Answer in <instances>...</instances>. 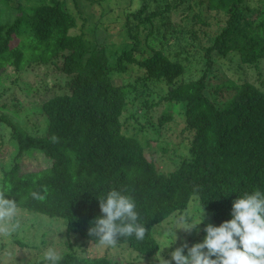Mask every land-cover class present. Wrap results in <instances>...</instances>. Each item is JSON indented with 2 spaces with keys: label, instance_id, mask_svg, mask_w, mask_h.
<instances>
[{
  "label": "trees",
  "instance_id": "16d2710c",
  "mask_svg": "<svg viewBox=\"0 0 264 264\" xmlns=\"http://www.w3.org/2000/svg\"><path fill=\"white\" fill-rule=\"evenodd\" d=\"M14 7L21 14L0 22V77L8 67L19 72L51 64L67 80V90L37 100V108L28 113L19 112L12 86L18 76L6 85L0 81V87L5 85L1 105L7 107L0 110V143L12 139L16 149L8 167H0V190L10 189L6 197L16 200L19 214L62 217L68 231L98 243L88 230L103 215L99 196L116 189L133 199L138 223L146 228L142 241L133 235L117 243L150 259L167 247L172 252L185 243L203 242L208 224L219 226L233 218L236 199L257 189L264 192V89L244 77L224 79L218 72L231 65L243 74L254 69L261 75L264 0H142L126 15L131 45L112 56L97 39L73 32L77 16L65 2L38 0ZM180 7L194 13L185 15L182 25L170 20ZM204 9L224 17L212 34L194 26L206 22ZM77 15L86 18L79 9ZM26 48L31 58L25 62ZM115 73L129 79L115 83ZM139 89L156 95L155 103L144 102L141 121L132 102ZM174 115L191 136L175 167L163 171L145 150L149 141L161 138ZM32 116L37 122L28 123ZM122 116L133 119L131 129H125ZM53 135L57 143L51 141ZM33 151L40 155L38 167L22 171L19 158ZM44 186L43 202L30 195L43 194ZM181 214L203 221L190 233L176 230ZM164 222L170 232L165 243L155 236ZM74 243L76 247L61 248L59 264H120L107 254H80L88 241L75 237Z\"/></svg>",
  "mask_w": 264,
  "mask_h": 264
},
{
  "label": "rangeland",
  "instance_id": "374dc122",
  "mask_svg": "<svg viewBox=\"0 0 264 264\" xmlns=\"http://www.w3.org/2000/svg\"><path fill=\"white\" fill-rule=\"evenodd\" d=\"M38 0H0V22L2 20H11L14 17L21 14L18 8L14 7L19 5L33 6ZM65 2V5L70 9L76 16L78 20V25L73 32L85 33L88 38H95L100 44H105L107 47V53L110 56L115 55L123 47L130 46V40L127 37L125 31L126 15L131 14L139 8L142 0H59ZM92 1V2H90ZM153 0H149L152 3ZM254 3V0H250ZM77 4L78 9L84 15V20H82L78 15V9L75 6ZM186 6V5H183ZM102 11V14H101ZM203 19L206 22H195L194 26L196 28H202L207 33H214L219 25L224 22V17L220 14L214 12H208L204 9ZM194 14L191 10L186 8H178L170 14V20L179 24H184L181 21L185 15ZM72 32V31H71ZM144 35V33H143ZM144 43L139 45V48H143ZM28 49V48H26ZM141 51V50H140ZM30 51L28 49L26 53V58L23 61H28ZM261 75H258V71L254 69H247V74L243 72L235 71L232 69L231 65L228 67H220L219 75L222 78L231 77L236 80L244 77L245 79L254 82L257 86L264 89V64L260 66L259 69ZM18 76L17 82L12 84L14 90L18 92L15 97L18 96V106L21 112L26 110L28 113L31 110L37 108V100L46 99L51 93H58L61 90H67L64 88L66 84V78L59 73L57 68L51 64H41L27 66L25 69L19 72H14L13 68L8 67L7 73L0 77L5 79L4 83L8 79ZM135 77V76H134ZM122 79H129L126 74L121 75L115 73L113 75V80L115 83L123 81ZM238 80V81H240ZM59 83L60 87L57 89L55 85ZM229 84V82H226ZM4 85V86H5ZM3 86V87H4ZM2 85L0 87V92H2ZM11 87V86H10ZM29 90L26 92V90ZM5 91V90H4ZM8 93L7 91H5ZM138 98L132 100L135 104L137 113L139 115V120L142 118V110L144 102L148 105L150 103H155L156 95L154 92H150L149 95L146 90H138ZM7 96H4V101H7ZM23 101V102H20ZM31 102H36L35 104ZM130 102V100H129ZM2 97H0V110L2 108H7L1 105ZM9 105V103H7ZM132 105V104H131ZM23 106L24 108H20ZM142 108V109H141ZM156 110V109H155ZM155 110L153 112H155ZM158 111H160L158 109ZM131 110L128 109L125 112V118L130 114ZM124 119V116L121 117ZM31 119V120H29ZM28 123L36 121V116L28 117ZM133 119H124L123 124L125 129H131L133 124ZM29 129V128H28ZM161 138L157 140H151L148 142V147L145 150V155L148 159L154 160L155 165L163 171H168L175 167L177 163V155L186 152L187 141L190 139L191 132L185 131L184 123L182 118L178 115H174V119L161 129ZM13 140H3L0 143V167L6 166V164L11 162L15 154V145ZM40 158L37 157V153L34 151L25 157H20L18 164L21 166L22 171L34 170L38 167L37 163ZM8 167V166H6ZM31 213V214H30ZM19 228L17 231L13 232L7 240L0 238V259L2 264H38L42 262L44 252L49 248H55L59 253L62 252L61 248L66 244V247L72 243L75 247L74 238L77 237L80 241L89 242L85 244V247L81 251L85 256H102L107 254L114 261L120 262V264H152L156 259L155 257L144 258L142 255L133 252L130 248L124 245H117L115 248H106L104 246H99L98 243H93L92 241L80 236L74 231H68L66 228V219L62 217H51L41 213L35 212H18ZM160 228L162 230L160 233L155 232L157 238H161L160 242L165 243L164 236L166 234L170 235V232L166 231L167 225L161 223ZM99 246V247H98ZM81 248V247H80ZM6 249L11 250L12 256L10 258L4 257V252ZM168 249V247H167ZM160 251L161 256L165 260H171V251L169 250ZM107 251V252H106ZM158 264L157 261H155ZM42 264V263H41ZM174 264V263H173Z\"/></svg>",
  "mask_w": 264,
  "mask_h": 264
},
{
  "label": "clouds",
  "instance_id": "9594fccd",
  "mask_svg": "<svg viewBox=\"0 0 264 264\" xmlns=\"http://www.w3.org/2000/svg\"><path fill=\"white\" fill-rule=\"evenodd\" d=\"M51 141L57 143L59 138L53 135ZM6 191L10 189L0 190V238L5 241L19 228L17 202L7 198ZM47 193L48 188L44 186L43 194L33 191L30 195L43 202ZM99 204L103 215L96 218L88 230L90 236L97 238L99 245L115 248L118 238L133 235L137 240L144 239L146 228L138 223L139 213L130 196L111 189L106 197L99 196ZM231 214L233 218L219 226L208 224L204 229L206 237L203 242L191 247L185 243L172 251L171 260H165L157 252L159 264H172V261L175 264H264V192L257 189L240 196L233 202ZM202 221L196 222L190 214H181L175 227L190 233ZM185 248L187 255L184 254ZM3 255L10 258L12 252L6 249ZM43 259L47 264H59L62 256L55 248L49 247Z\"/></svg>",
  "mask_w": 264,
  "mask_h": 264
}]
</instances>
